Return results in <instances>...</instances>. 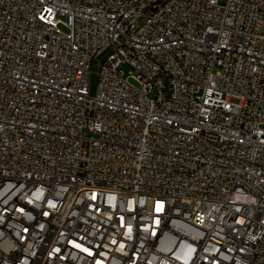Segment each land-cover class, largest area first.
Listing matches in <instances>:
<instances>
[{"label": "built area", "instance_id": "built-area-1", "mask_svg": "<svg viewBox=\"0 0 264 264\" xmlns=\"http://www.w3.org/2000/svg\"><path fill=\"white\" fill-rule=\"evenodd\" d=\"M0 264H264V0H0Z\"/></svg>", "mask_w": 264, "mask_h": 264}, {"label": "rangeland", "instance_id": "rangeland-1", "mask_svg": "<svg viewBox=\"0 0 264 264\" xmlns=\"http://www.w3.org/2000/svg\"><path fill=\"white\" fill-rule=\"evenodd\" d=\"M143 21H141L140 24H142ZM64 30H66L65 28H63ZM96 70V69H95ZM121 70L123 71L124 75L127 76L129 71L131 70V68L127 65H124ZM128 80L133 83L134 85L138 86V83L136 82V80L133 77H128ZM97 85V76L94 75L93 79H92V88L95 89Z\"/></svg>", "mask_w": 264, "mask_h": 264}]
</instances>
